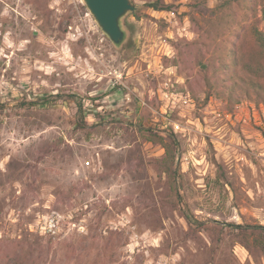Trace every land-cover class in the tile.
I'll use <instances>...</instances> for the list:
<instances>
[{
  "label": "rangeland",
  "instance_id": "374dc122",
  "mask_svg": "<svg viewBox=\"0 0 264 264\" xmlns=\"http://www.w3.org/2000/svg\"><path fill=\"white\" fill-rule=\"evenodd\" d=\"M154 1L115 48L81 0H0V264H264V98L175 65L217 0Z\"/></svg>",
  "mask_w": 264,
  "mask_h": 264
},
{
  "label": "trees",
  "instance_id": "16d2710c",
  "mask_svg": "<svg viewBox=\"0 0 264 264\" xmlns=\"http://www.w3.org/2000/svg\"><path fill=\"white\" fill-rule=\"evenodd\" d=\"M217 1L211 11L208 29L199 27L191 18L190 23L197 27L198 38L194 41L177 38L173 43L175 65L188 77L201 75L210 89L216 88L226 95L229 104L233 99V104L238 102V90L242 98L253 95L264 98V0ZM147 7L160 12L172 9L163 0H155ZM195 7L197 10V4ZM133 16L140 17L138 13ZM260 24L262 28H259ZM210 96L208 90L205 99ZM153 135L149 141L161 145L169 155L171 146L162 137ZM255 228L264 232L263 226ZM3 255L1 264H24L29 259L28 254L20 252Z\"/></svg>",
  "mask_w": 264,
  "mask_h": 264
},
{
  "label": "water",
  "instance_id": "95a60500",
  "mask_svg": "<svg viewBox=\"0 0 264 264\" xmlns=\"http://www.w3.org/2000/svg\"><path fill=\"white\" fill-rule=\"evenodd\" d=\"M94 23L115 48L127 39L122 21L136 11L132 0H81Z\"/></svg>",
  "mask_w": 264,
  "mask_h": 264
},
{
  "label": "built area",
  "instance_id": "2783aa9c",
  "mask_svg": "<svg viewBox=\"0 0 264 264\" xmlns=\"http://www.w3.org/2000/svg\"><path fill=\"white\" fill-rule=\"evenodd\" d=\"M170 16H172L171 13H170ZM175 25H176L175 27L178 28L179 38H184V39L188 38L190 32L187 31V27L184 25L180 27L177 22H175ZM169 71L173 72L172 69L170 68H169ZM163 89H164L162 92L163 98L167 99V101L169 102L172 101L173 104L176 98H179V101H181V103L183 104H187L190 101L189 98H187V96H183L182 94H178V93H175L174 91H171L172 86L169 85L168 82H164Z\"/></svg>",
  "mask_w": 264,
  "mask_h": 264
}]
</instances>
